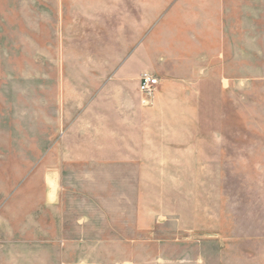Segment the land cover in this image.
Returning <instances> with one entry per match:
<instances>
[{"label": "rangeland", "instance_id": "obj_1", "mask_svg": "<svg viewBox=\"0 0 264 264\" xmlns=\"http://www.w3.org/2000/svg\"><path fill=\"white\" fill-rule=\"evenodd\" d=\"M198 14L226 34L247 21L251 67H229L227 48L218 62L185 46L173 147L142 176L140 228L126 223L123 244L64 245L44 178L67 123L100 111L111 42L134 26L141 40L179 33L180 15L192 31ZM0 264H264V0H0Z\"/></svg>", "mask_w": 264, "mask_h": 264}, {"label": "crops", "instance_id": "obj_2", "mask_svg": "<svg viewBox=\"0 0 264 264\" xmlns=\"http://www.w3.org/2000/svg\"><path fill=\"white\" fill-rule=\"evenodd\" d=\"M178 19L172 25L180 26L179 33L171 28L164 37L150 31L141 40L134 26L123 32L122 40L111 42L117 55L100 64L101 88L96 99L100 111L84 109L67 123L58 172L44 178L46 199L59 214V222L68 227L59 238L66 246L123 244L126 223L131 229L140 228L142 211L136 203L142 176H150L151 166H156L158 148L173 147L172 118L180 106L175 102H182L176 88L188 82L189 76L180 57L185 46L199 47L200 60L218 62L227 48L229 67H251L252 33L247 21L238 23L239 28L230 22L226 34L220 31L221 21L206 14H198L197 28L192 31L183 30L182 15ZM184 68L185 77L176 78ZM142 74L158 79L149 106L141 103L138 90ZM178 131L189 129L180 124ZM143 219L151 220V216Z\"/></svg>", "mask_w": 264, "mask_h": 264}, {"label": "built area", "instance_id": "obj_3", "mask_svg": "<svg viewBox=\"0 0 264 264\" xmlns=\"http://www.w3.org/2000/svg\"><path fill=\"white\" fill-rule=\"evenodd\" d=\"M158 86V79L150 74H142L138 86L141 95V103L148 105L151 102L152 96Z\"/></svg>", "mask_w": 264, "mask_h": 264}]
</instances>
